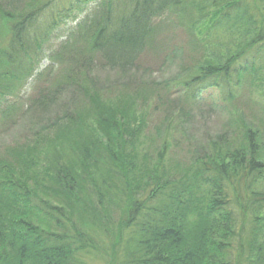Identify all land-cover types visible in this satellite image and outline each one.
I'll use <instances>...</instances> for the list:
<instances>
[{
	"label": "trees",
	"instance_id": "16d2710c",
	"mask_svg": "<svg viewBox=\"0 0 264 264\" xmlns=\"http://www.w3.org/2000/svg\"><path fill=\"white\" fill-rule=\"evenodd\" d=\"M55 1H0L3 119L13 110L4 90L20 81L22 65L45 41L31 33L33 22ZM203 1L101 0L94 16L79 23L76 41L57 54L70 57L67 75L29 109L46 113L72 83L82 105L58 116L57 130L38 132L0 157V264H85L83 251L107 264H234L235 255L238 264H264V192L252 188L264 173L258 130L248 127L237 147L220 137L175 173L166 169L162 149L157 160L144 151L136 100L103 98L87 74L96 55L111 70L133 72L155 19L182 12L196 25L209 7ZM213 2L217 22L241 20L251 9H241L240 0ZM248 16L245 22H254ZM259 30L226 61L207 59L191 83L229 84L232 70L250 67L247 54L264 39V22Z\"/></svg>",
	"mask_w": 264,
	"mask_h": 264
},
{
	"label": "rangeland",
	"instance_id": "374dc122",
	"mask_svg": "<svg viewBox=\"0 0 264 264\" xmlns=\"http://www.w3.org/2000/svg\"><path fill=\"white\" fill-rule=\"evenodd\" d=\"M213 1H203L209 7L203 10L207 13L196 25L189 23L188 14L182 12H169L155 19L156 30L133 72L121 74L119 69L111 70L99 55L92 59L91 69L87 70L103 98L112 102L136 100L137 118L143 125L144 151L157 160L162 149L166 169L175 173H184L198 154L220 137L228 139L233 147L239 146L241 133L248 127L258 130L264 146V39L249 50L250 67L241 73L231 71L229 84L211 87L200 80L191 83L203 74L201 67L207 59L226 61L251 42L264 22V0H240L241 9L247 5L251 8L247 15L243 11L239 20L234 10L235 18L219 19L220 22L211 18L219 8ZM100 2L56 0L33 22L36 25L31 33L37 32L45 41L40 49L34 48L31 61L22 65L20 81L4 90L13 110L9 119H3L0 112V157L8 149L33 140L38 132L57 130L56 118L82 105L83 93L72 83L65 85L46 113L29 109L32 100L53 91L67 75L70 57L63 60L57 54L65 42L76 41L79 23L93 17ZM194 13L201 12L196 9ZM248 14L254 15V22H245ZM238 61L245 63L246 59ZM77 73L74 76H79ZM252 188L264 192V173ZM261 216L264 220V211ZM259 243H264V230ZM83 252L80 257L85 264H107L96 253ZM233 261L238 264L236 255Z\"/></svg>",
	"mask_w": 264,
	"mask_h": 264
}]
</instances>
